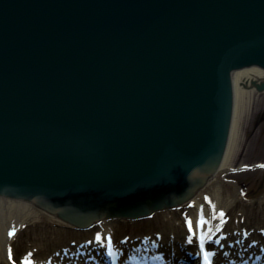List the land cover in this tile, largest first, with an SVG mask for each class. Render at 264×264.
<instances>
[{"label":"water","instance_id":"water-1","mask_svg":"<svg viewBox=\"0 0 264 264\" xmlns=\"http://www.w3.org/2000/svg\"><path fill=\"white\" fill-rule=\"evenodd\" d=\"M251 67L264 0H0V194L81 225L190 201Z\"/></svg>","mask_w":264,"mask_h":264},{"label":"bare ground","instance_id":"bare-ground-1","mask_svg":"<svg viewBox=\"0 0 264 264\" xmlns=\"http://www.w3.org/2000/svg\"><path fill=\"white\" fill-rule=\"evenodd\" d=\"M232 78L234 119L223 162L218 173L190 201L146 212L143 218L107 208L95 217L97 222L88 225L90 221H84L81 225L65 221L40 203L35 205L23 198L0 194V264H24L29 253L32 264H203L199 236L204 233L212 237L211 240L205 237V251L213 253L211 264H253L256 258L264 261V212H258L260 215L257 214L256 219H245L244 224L243 219L231 218L229 209L238 197L236 192L224 193L220 183L222 174L234 164L232 154L237 143V124L249 106L255 83L264 79V70L256 67L237 69ZM203 199L209 201L210 209ZM182 206L189 207L191 212L188 218L175 219L174 223L169 210ZM165 210L168 213L163 215ZM219 212L224 213L225 223L220 232H216V226L220 224ZM201 215L208 223L197 229L196 222ZM213 216L217 218L212 219ZM42 217L57 227L56 232L52 231L54 238L45 236V240L34 243L24 257L14 253L12 246L20 229ZM142 219L153 229L145 230L146 233L138 231L135 226L143 225L138 224ZM187 220L192 221V233H189ZM123 225L132 228L118 231ZM10 232L14 234L9 236ZM98 234L100 244L96 242ZM189 235H192V243H188ZM105 238L112 240L113 256L107 254ZM217 239L220 244L215 243ZM184 260L187 262L183 263Z\"/></svg>","mask_w":264,"mask_h":264},{"label":"rangeland","instance_id":"rangeland-1","mask_svg":"<svg viewBox=\"0 0 264 264\" xmlns=\"http://www.w3.org/2000/svg\"><path fill=\"white\" fill-rule=\"evenodd\" d=\"M237 126H239L237 143L232 154L234 164L222 174L220 183L224 193L234 194L236 192L238 200L229 209V212L231 218H240V221L243 219L244 224L245 219H256L257 214L260 215L258 212H264V167H261L264 165V92H257L253 88L249 106ZM203 200L207 208L210 209L209 201ZM189 210V207L182 206L169 210V214L174 217L172 220L175 223V219L188 218V213L191 212ZM167 213L168 211L165 210L162 214L166 215ZM138 222V224H143L135 226L139 228L136 229L140 232L153 229L143 219ZM56 228L51 220L43 217L34 223L25 224L13 243L14 253L17 252L24 257L28 249L34 243L43 242L45 236L54 238L52 231H55ZM121 228L123 231H129L132 227L123 225L118 227V231ZM132 233L135 232L132 231ZM63 237L65 236L63 235Z\"/></svg>","mask_w":264,"mask_h":264},{"label":"snow or ice","instance_id":"snow-or-ice-1","mask_svg":"<svg viewBox=\"0 0 264 264\" xmlns=\"http://www.w3.org/2000/svg\"><path fill=\"white\" fill-rule=\"evenodd\" d=\"M261 167H264V165H261ZM218 216L220 218V224H218L216 226V229L215 231L216 232H220L221 230V226L225 223V220H224V213L223 212H219L218 213ZM217 217L216 216H213L212 219H216ZM187 223V226H188V230H189V233H192L193 229H192V221L191 220H187L186 221ZM206 223H208V221H206L204 219V217L201 215L197 222H196V227L197 229L201 228L203 225H205ZM209 231H211V229H209ZM14 233L13 232H10L9 233V236H12ZM205 237H207L208 240H211L212 237L208 235V233H204L203 235L199 236V248H200V253L202 254V258H203V264H211V257L213 255V253L211 252H208V251H205ZM107 240V254L109 256H113L114 253H113V246H112V240L111 238H105ZM96 242L98 244L101 243V236L98 234L96 236ZM188 243H192V235H189L188 237ZM216 244H220V240L217 239L215 241ZM31 253L28 254V257H26L25 259V262L24 264H32V261L31 259H29L31 257ZM11 253L9 254V259L11 260Z\"/></svg>","mask_w":264,"mask_h":264}]
</instances>
